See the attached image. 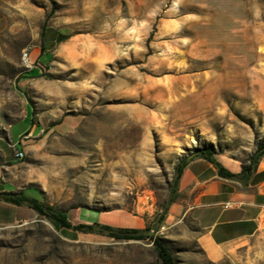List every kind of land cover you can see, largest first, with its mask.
Returning <instances> with one entry per match:
<instances>
[{
	"label": "rangeland",
	"instance_id": "obj_1",
	"mask_svg": "<svg viewBox=\"0 0 264 264\" xmlns=\"http://www.w3.org/2000/svg\"><path fill=\"white\" fill-rule=\"evenodd\" d=\"M27 110L44 132L16 160ZM7 130L14 189L73 225L163 238L182 158L212 148L245 163L264 139V0H0ZM167 245L178 264H264V237L216 263L186 234ZM0 264L162 263L151 240L76 232L0 200Z\"/></svg>",
	"mask_w": 264,
	"mask_h": 264
},
{
	"label": "crops",
	"instance_id": "obj_2",
	"mask_svg": "<svg viewBox=\"0 0 264 264\" xmlns=\"http://www.w3.org/2000/svg\"><path fill=\"white\" fill-rule=\"evenodd\" d=\"M25 115L23 118L31 119L29 129L18 134L16 141L10 138L23 152L44 132V125L33 120L32 111L31 116L28 110ZM3 141L8 146V130L5 140L0 137V153L8 163ZM213 158L226 172L238 175V179L220 176L218 167L203 158L191 159L182 170L177 199L169 205L162 229L165 240L179 234L192 237L206 258L216 263L242 246L253 248L255 240L264 237V155L251 174L242 172L248 161L242 163L220 153H215ZM20 191L8 181V165L6 168L0 165V193ZM227 202L232 205L224 208ZM187 223L193 228L186 227Z\"/></svg>",
	"mask_w": 264,
	"mask_h": 264
},
{
	"label": "trees",
	"instance_id": "obj_3",
	"mask_svg": "<svg viewBox=\"0 0 264 264\" xmlns=\"http://www.w3.org/2000/svg\"><path fill=\"white\" fill-rule=\"evenodd\" d=\"M215 154L212 148H200L195 149L190 156L182 158L174 169V178H173V188L172 195L170 196L167 204L164 207L163 214L159 219L161 224L164 221L165 215L167 213L169 205L177 199V185L180 179L181 173L185 165L193 158H203L211 163H213L219 169V174L222 177L236 180L238 175L226 172L219 163L213 158ZM264 155V139L260 141L255 151L250 155L248 162L249 164L242 169V172L247 171L251 174L255 171L256 165L259 159ZM0 200L18 207L27 206L34 210L41 216H45L50 221L65 229H71L76 232L84 234H96L103 235L113 238L115 240H125V241H140V240H151V243L156 252L157 258L161 261L162 264H178L175 258L173 257L169 246L167 245V240L164 238L148 235V229L142 230L138 228H127V227H116L109 224H102L98 222L90 224H77L73 225L67 218V215L62 211L55 210L53 207L45 205L42 200L27 196L25 194V189L21 190L18 193L14 192H3L0 193Z\"/></svg>",
	"mask_w": 264,
	"mask_h": 264
},
{
	"label": "built area",
	"instance_id": "obj_4",
	"mask_svg": "<svg viewBox=\"0 0 264 264\" xmlns=\"http://www.w3.org/2000/svg\"><path fill=\"white\" fill-rule=\"evenodd\" d=\"M22 61H23L24 64L29 65V55H28V53L26 51L23 52ZM13 147H15V146L13 145ZM23 157H24L23 152L20 151V150H18V149H15V151H14V158L16 160H22ZM231 205L232 204L230 202H227V203L224 204V208H229Z\"/></svg>",
	"mask_w": 264,
	"mask_h": 264
},
{
	"label": "water",
	"instance_id": "obj_5",
	"mask_svg": "<svg viewBox=\"0 0 264 264\" xmlns=\"http://www.w3.org/2000/svg\"><path fill=\"white\" fill-rule=\"evenodd\" d=\"M63 38V36L59 37V40H61ZM153 232H148L149 235H151Z\"/></svg>",
	"mask_w": 264,
	"mask_h": 264
}]
</instances>
